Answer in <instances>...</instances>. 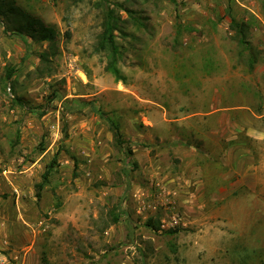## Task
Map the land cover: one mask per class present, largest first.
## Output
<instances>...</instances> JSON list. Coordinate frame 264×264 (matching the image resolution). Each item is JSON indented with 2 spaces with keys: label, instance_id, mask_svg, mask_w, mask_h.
I'll list each match as a JSON object with an SVG mask.
<instances>
[{
  "label": "rangeland",
  "instance_id": "rangeland-1",
  "mask_svg": "<svg viewBox=\"0 0 264 264\" xmlns=\"http://www.w3.org/2000/svg\"><path fill=\"white\" fill-rule=\"evenodd\" d=\"M0 264H264V0H0Z\"/></svg>",
  "mask_w": 264,
  "mask_h": 264
},
{
  "label": "trees",
  "instance_id": "trees-1",
  "mask_svg": "<svg viewBox=\"0 0 264 264\" xmlns=\"http://www.w3.org/2000/svg\"><path fill=\"white\" fill-rule=\"evenodd\" d=\"M32 23H36V27H34L32 29H33V32L41 35V39L40 40L53 41V39L55 37V33H56L54 31V29L46 27L42 23H38L37 20L30 21L29 25H31ZM232 29L237 32V37L239 38V40L241 42H244L245 41V37H246V33L248 32V26L246 24H244V23H238V22H236V20H233ZM116 30H117V27L112 23V19L109 18V20L105 24L104 32H103V34L101 36L100 46H101V48L103 50L109 49L110 52L112 53V60H111V63L109 64V70L120 81V80H123L124 78L121 76V72H120V70L117 67V63H118L117 55L119 53V49H118V45L115 42V36H114ZM31 37L33 39H37L35 34H33V33H31ZM43 57L46 58V56H44V55H43ZM109 121H110L111 125L115 129V133L119 137L118 125L112 120H109ZM119 140H120V138H119ZM129 153L132 154L131 150H129ZM55 161H56V157L53 160V163ZM51 170H52V165H49V167L47 168V170H46V172H45V174L43 176V179H44L45 182L48 180V177H49V175L51 173ZM41 186H42V184H40L39 187H41ZM147 225L149 227H151L152 229H154L155 231H159V228L154 226L153 224L148 222Z\"/></svg>",
  "mask_w": 264,
  "mask_h": 264
},
{
  "label": "crops",
  "instance_id": "crops-1",
  "mask_svg": "<svg viewBox=\"0 0 264 264\" xmlns=\"http://www.w3.org/2000/svg\"><path fill=\"white\" fill-rule=\"evenodd\" d=\"M248 157H250V156L248 155ZM253 168H254V167H252L251 169H253ZM240 174H241L242 179H246V175H247V173H243V174H242V173L240 172Z\"/></svg>",
  "mask_w": 264,
  "mask_h": 264
},
{
  "label": "built area",
  "instance_id": "built-area-1",
  "mask_svg": "<svg viewBox=\"0 0 264 264\" xmlns=\"http://www.w3.org/2000/svg\"><path fill=\"white\" fill-rule=\"evenodd\" d=\"M10 90V89H9ZM181 220V218H175V216L173 217V222L175 223V222H178V221H180Z\"/></svg>",
  "mask_w": 264,
  "mask_h": 264
}]
</instances>
